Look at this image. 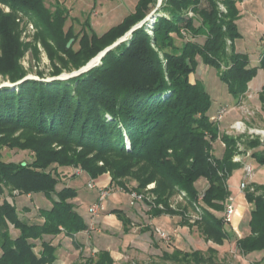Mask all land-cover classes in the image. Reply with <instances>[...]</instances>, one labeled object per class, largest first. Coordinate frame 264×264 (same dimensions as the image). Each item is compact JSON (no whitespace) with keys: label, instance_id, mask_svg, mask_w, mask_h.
<instances>
[{"label":"trees","instance_id":"1","mask_svg":"<svg viewBox=\"0 0 264 264\" xmlns=\"http://www.w3.org/2000/svg\"><path fill=\"white\" fill-rule=\"evenodd\" d=\"M239 1L163 0L156 9L158 0H138L121 23L99 35L89 20L79 33L73 25L66 29L69 10L61 3L52 9L45 0H0L11 9L6 13L0 7V75L11 82L27 74L20 62L28 45L21 40L19 13L29 15L39 28L52 75L57 76L85 66L156 9L152 21L135 28L88 71L0 87V264H56L59 244L51 238L59 235L72 238L80 248L75 235L90 225L76 206L78 189L59 176V169L67 167L80 168L91 179L110 173L112 184L146 195L152 217L179 215L185 225H197L206 240L218 245L230 238L224 214L215 212L224 213L231 196L228 180L242 167L233 160L237 139L211 120L212 98L191 74L201 57L218 70L239 103L258 69H264V60L253 67L249 55L235 47L241 37ZM71 38L79 42L77 50L67 47ZM259 98L264 105V86ZM218 139L225 144L221 157L212 146ZM245 145L257 148L259 141L246 139ZM3 147L28 150L33 158L5 161ZM252 156L264 164V149ZM131 179L137 186L129 189ZM201 179L208 186L200 192ZM6 193H42L51 204L38 207V220H31L22 217ZM179 193L198 211L193 223L187 206L171 203ZM245 193L252 209L250 233L237 240L242 255L264 251V184L252 181ZM111 213L120 218L125 232L131 230L133 222L123 209ZM217 254L213 247L206 252L176 247L161 257L174 264H220ZM114 262L111 252L101 249L84 264Z\"/></svg>","mask_w":264,"mask_h":264},{"label":"rangeland","instance_id":"2","mask_svg":"<svg viewBox=\"0 0 264 264\" xmlns=\"http://www.w3.org/2000/svg\"><path fill=\"white\" fill-rule=\"evenodd\" d=\"M45 2L52 9L55 8L57 3L67 7L69 19L66 29L73 25L75 31L79 33L85 27V22L89 20L93 30L97 34L102 35L111 27L121 23L128 14L133 12L138 0H45ZM0 7L6 13L11 12L10 7L4 4H0ZM239 9L241 14L237 23L241 37L235 41V47L237 51L249 55L251 66L258 67L263 50L264 0H241ZM16 20L20 24L21 40L28 45L20 59L21 64L27 70L26 76L31 75L37 80L48 81L58 76L65 78L77 71L65 69L60 75H52L53 65L46 47L43 45L41 38L38 37L39 28L34 20L23 13H19ZM197 39L203 41L204 37H198ZM72 47L77 50L79 42L73 41ZM261 73L264 76L263 68L261 70L260 68L258 69L256 76L259 77ZM191 80H200L205 84L212 98V106L209 110L211 120L215 121L220 108L225 106L232 107L231 111L219 124L222 133L237 119H245L249 126L264 128V105L259 98L260 88L252 89L258 91H252L254 93L252 98L245 95V107H240L237 101L234 102L233 96L228 91L225 82L221 80L218 70L205 64L201 57H197V66L191 74ZM255 80L257 78H254L251 84H254ZM9 82L10 80H6L0 75V86ZM212 146L214 154L217 157H221L225 150L221 139L213 142ZM54 147L60 148L56 145ZM32 158L33 153L28 150L8 147L1 149V159L5 161H31ZM248 161L254 166V182L260 185L264 184V164H260L253 157L248 159ZM79 170L81 169L75 167L60 168L59 171H62V173L59 176L63 177V183L78 189L79 197L75 199L76 206L88 221L90 228L75 237L82 248H78L71 238L64 235L51 238L54 243L59 244L56 264H84L88 257L95 255L97 250L101 248L110 250L115 259L114 264H174L163 260L161 254L165 249L172 251L176 247L184 250L200 249L204 252L210 247L216 248L219 251L217 261L220 264H264V256L242 255L237 247V239L250 233L252 209L246 198V193L239 189L243 179L242 168L236 169L228 180L230 194L235 197L236 210L233 222L226 224V229L231 236L225 240V245L222 246L206 240L197 225H185L181 216L165 215L162 221L152 217L148 214L149 206L144 200H136L132 203V191H125L116 184H109L110 195L105 199L104 208L100 211L99 216L93 220L90 206L97 200L98 192L97 189H92L88 186L91 178L86 172L81 170L80 173ZM65 171L68 173L64 174L63 172ZM154 185L152 183L147 188L150 189ZM135 186H137L136 180L131 179L128 182L129 189ZM207 186L208 182L205 179L197 182L200 192L204 191ZM36 194L34 196L36 203L33 204L30 199L25 200V195L20 197L22 194L16 193V195L10 197L6 193L5 196L10 201L19 202L18 208L22 217L38 220L36 219L37 204L41 207L47 206L41 201V199L43 200L41 197L42 193ZM47 201L45 202L48 203ZM171 203L176 208L187 206L191 223L198 218V211L196 212V209L188 204L181 193L173 196ZM24 207H27L29 211H25ZM116 207L126 209L133 221L132 228L128 234L123 232L121 222L111 213L112 209ZM215 213L220 216L224 214L220 211ZM147 226H149V229L144 230ZM158 230L166 233L168 238H164ZM39 248L38 246L36 249L39 250Z\"/></svg>","mask_w":264,"mask_h":264},{"label":"built area","instance_id":"3","mask_svg":"<svg viewBox=\"0 0 264 264\" xmlns=\"http://www.w3.org/2000/svg\"><path fill=\"white\" fill-rule=\"evenodd\" d=\"M262 52L260 55L259 62L264 60V34L262 36ZM262 90V89H261ZM260 90V91H261ZM258 92L257 90L254 91L251 88L246 92L245 95H247L249 98H252L253 92ZM260 93V92H259ZM245 95L241 99L239 103H237L240 107H245ZM232 108V107H231ZM231 108L228 106L222 107L217 112V117L215 121L218 123V125L224 120L225 116L231 111ZM249 112V111H248ZM248 122L245 119H237L233 123L229 125V127L225 130V133L234 137L237 139V147L238 150L235 153L233 160L235 162H239L242 164V170H243V179L241 180L239 189L241 191H246L250 183L253 181L254 176V166L251 162L248 161V159H251L253 156V152L256 149H264V128H257L253 126H249L247 124ZM220 127V125H219ZM246 139L249 140H258L259 145L257 148L255 147H246L244 141ZM224 144V143H223ZM225 146V144H224ZM81 173V170H79ZM79 173V174H80ZM88 186L92 189H97V200L91 204L90 206V213L93 217V220L99 216L100 211L104 208V201L105 199L110 195V189L109 184L108 185H99L95 179H90ZM253 190V188H252ZM182 196L185 195V193H181ZM146 195L140 194L138 192H132V203H134L136 200H144ZM201 199V198H200ZM236 205H235V197L230 196L226 202H225V211H224V217L226 218L227 223L233 222V217L235 214ZM160 234L164 238H168V235L164 233L161 230H158Z\"/></svg>","mask_w":264,"mask_h":264},{"label":"crops","instance_id":"4","mask_svg":"<svg viewBox=\"0 0 264 264\" xmlns=\"http://www.w3.org/2000/svg\"><path fill=\"white\" fill-rule=\"evenodd\" d=\"M239 2H241V1H239ZM239 2H238V7H239ZM264 31V30H263ZM264 34V33H263ZM263 36V35H262ZM260 70H261V68H260ZM260 77V79H258ZM259 77L258 76H256V77H254V78H257V80H255L254 81V84H251V82L254 80H252L251 82H250V85H249V88H251V89H262L263 88V86H264V76H263V73H261V75H259ZM233 100H234V102H236V99L235 98H233ZM223 143V142H222ZM87 174V173H86ZM88 175V174H87ZM89 176V175H88ZM89 178H91L90 176H89ZM96 181H97V183L99 184V185H107V184H112L111 182H112V178H111V176H110V174L108 175V173H105V174H103V175H101L100 177H98V178H96L95 179ZM254 181V180H253ZM41 194V193H40ZM26 196V198H25V200L27 199V200H29L30 199V202L33 204V203H36V200L34 199V196L35 195H37L36 193H32V194H23V195H21L20 197H23V196ZM42 198H43V200L41 199V201H43V204L45 205V206H50V201H47L48 199L42 194V196H41ZM16 199H18L17 197H16ZM22 200V199H21ZM45 201H47L48 203H46ZM16 203H17V205L19 204V202L18 201H16ZM148 205V204H147ZM19 206V205H18ZM149 206V205H148ZM38 207H41L40 205H38L37 204V208ZM116 208H118V209H123L124 211H125V213H126V215L131 219V217H130V215H129V213L127 212V210L126 209H124V208H121V207H116ZM148 214L150 215V211H149V209H148ZM165 215H170V214H165ZM165 215H161V216H158V217H156V219H158V220H163L164 219V217H165ZM114 216L121 222V225H122V228H123V224H122V221L120 220V218L116 215V214H114ZM170 216H177V215H170ZM179 216V215H178ZM132 220V219H131ZM87 221V220H86ZM133 222V221H132ZM183 222V221H182ZM82 232H84V231H82ZM82 232H79V233H77L76 235H75V237L78 235V234H80V233H82ZM123 232L125 233V234H128V233H130V231L129 232H125L124 231V229H123ZM241 237H239L238 239H240ZM72 239V238H71ZM237 239V240H238ZM74 240L75 241H77L75 238H74ZM72 242H74L73 241V239H72ZM78 242V241H77ZM79 243V242H78ZM80 244V243H79ZM222 245H225V242L222 244ZM222 245H220V246H222ZM80 248H82L81 246H80ZM101 249H106V248H101ZM101 249H99V250H101ZM181 249V248H180ZM99 250H97V252L99 251ZM106 250H108V249H106ZM165 250H168V251H171L170 249H165ZM165 250H163V251H165ZM174 250V249H173ZM172 250V251H173ZM184 250V249H183ZM110 251V250H109ZM163 251H162V254H163ZM219 252V251H218ZM97 254V253H96ZM95 254V255H96ZM162 254H161V256H162ZM95 255H92V256H95ZM112 255V254H111ZM248 255H252L253 257H260V256H264V251H256V252H252V253H250V254H248ZM113 256V255H112ZM91 257V256H90ZM89 258V257H88ZM114 258V257H113ZM263 258V257H262ZM57 259H58V255H57ZM114 261H115V259H114Z\"/></svg>","mask_w":264,"mask_h":264},{"label":"water","instance_id":"5","mask_svg":"<svg viewBox=\"0 0 264 264\" xmlns=\"http://www.w3.org/2000/svg\"><path fill=\"white\" fill-rule=\"evenodd\" d=\"M162 1H163V0H158V5H157L156 9H157L158 7H160ZM156 9H155V10H156ZM155 10L152 11V12H151V13H150V14H149L144 20H142L139 24H137L136 26H134L129 32H127V34H126L125 36L121 37V38L118 39L116 42H114L112 45H110L109 47H107L106 49H104L103 51H101L97 56H95L94 58H92V59H91V60H90L85 66L81 67L80 69H78L77 71H75L74 73H72L71 75H69V76H67V77H65V78H70V77H72V76H75V75H78V74L83 73V72H85V71H88V70L91 69L92 67H94V66L98 65L99 63H101V59H102V57H103V56H104L109 50L115 48V47L118 46L122 41H124L125 39H127V36L130 35V34H132V32H133V30H134L135 28H137V27H139V26H142V24H143L146 20H148L151 16L154 15ZM73 41H74V38L70 39V41H69L68 44H67V47H71ZM96 57H99V61H98L97 63H95V64H91V61H92L93 59H95ZM65 78H64V77H61V76H58V77L53 78V79H65ZM27 79H35V77H33V76H31V75H27V76H25L22 80H19V81H17V82H11V81H10L9 83L2 84L0 87H2V86H13V85H16V84H18V83H21V82H23L24 80H27ZM24 164H25V162H24Z\"/></svg>","mask_w":264,"mask_h":264},{"label":"bare ground","instance_id":"6","mask_svg":"<svg viewBox=\"0 0 264 264\" xmlns=\"http://www.w3.org/2000/svg\"><path fill=\"white\" fill-rule=\"evenodd\" d=\"M99 61V57H96L95 59H93L92 61H91V64H95V63H97Z\"/></svg>","mask_w":264,"mask_h":264}]
</instances>
